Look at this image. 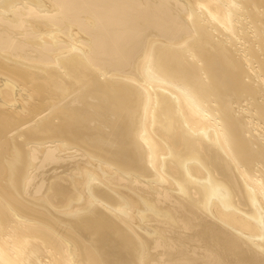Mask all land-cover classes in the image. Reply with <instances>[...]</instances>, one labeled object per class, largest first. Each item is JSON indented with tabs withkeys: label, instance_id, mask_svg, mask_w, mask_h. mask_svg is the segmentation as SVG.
Returning <instances> with one entry per match:
<instances>
[{
	"label": "bare ground",
	"instance_id": "6f19581e",
	"mask_svg": "<svg viewBox=\"0 0 264 264\" xmlns=\"http://www.w3.org/2000/svg\"><path fill=\"white\" fill-rule=\"evenodd\" d=\"M0 264H264V0H0Z\"/></svg>",
	"mask_w": 264,
	"mask_h": 264
}]
</instances>
